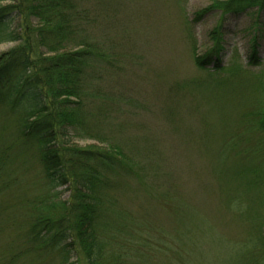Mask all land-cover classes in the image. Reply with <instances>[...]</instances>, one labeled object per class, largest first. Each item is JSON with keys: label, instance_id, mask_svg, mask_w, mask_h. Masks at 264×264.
Masks as SVG:
<instances>
[{"label": "rangeland", "instance_id": "rangeland-1", "mask_svg": "<svg viewBox=\"0 0 264 264\" xmlns=\"http://www.w3.org/2000/svg\"><path fill=\"white\" fill-rule=\"evenodd\" d=\"M212 1L73 0L78 31L97 52L81 92L95 137L68 128L59 144L111 146L131 158L136 173L109 170L106 189L118 208L151 225L155 241L159 230L172 245L158 242L144 256L147 264H239L261 255L264 224L256 229L252 219L264 214V188L248 183L264 175V132L243 118L241 104L251 99L247 80L263 68L248 61L254 20L262 27L257 56L264 61V11L196 17ZM18 26L13 13L8 30ZM214 28L224 44L227 84L195 62L212 46ZM16 44L1 42L0 54ZM12 118L0 106V264L74 262L80 252L71 239L47 249L31 240L34 219L49 212L58 218L52 200H69L71 190L47 188L38 157L27 161L15 146L2 151L16 140Z\"/></svg>", "mask_w": 264, "mask_h": 264}, {"label": "trees", "instance_id": "trees-1", "mask_svg": "<svg viewBox=\"0 0 264 264\" xmlns=\"http://www.w3.org/2000/svg\"><path fill=\"white\" fill-rule=\"evenodd\" d=\"M0 1L13 2L0 6V43L17 42L0 54V106L13 117L16 136L2 151L15 146L27 161L38 157L46 187L55 189L68 184L71 190L69 200H52L61 209L58 218L49 212L34 219L31 240L47 249L71 239L80 257L68 264H147L143 258L154 253L151 251L159 247L158 242L161 245L165 242L163 248L170 249L172 245L157 229L159 236L155 241L149 231L151 225L118 208L106 189L109 170L118 169L127 175L136 173L131 158L111 146L105 150L59 144V136L68 128L77 129L82 137H95L86 123L81 92L83 75L97 52L78 31L81 12L73 0ZM210 11H217L222 17L259 13L264 11V0H213L196 17ZM13 13L19 17V26L9 31ZM250 28L248 63L261 64L263 68L247 80L251 99L241 105L246 107L243 118L250 120L255 127L252 128L264 132V61L257 56L262 27L254 20ZM211 39L210 49L196 57L195 62L209 70L210 79L227 84L230 78L221 76L227 66L223 64L224 44L217 28L212 30ZM231 70L236 71L234 67ZM261 178L263 174L252 179L248 186L264 188ZM262 215L259 220L252 219L256 229L264 224ZM56 225L58 230L53 232ZM257 237L261 255L248 256L252 259H246L247 264H264V233L259 231Z\"/></svg>", "mask_w": 264, "mask_h": 264}]
</instances>
